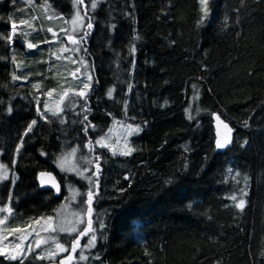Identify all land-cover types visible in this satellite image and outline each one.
<instances>
[{"label":"trees","instance_id":"obj_1","mask_svg":"<svg viewBox=\"0 0 264 264\" xmlns=\"http://www.w3.org/2000/svg\"><path fill=\"white\" fill-rule=\"evenodd\" d=\"M34 1L35 11L0 0L2 37L10 34V22L36 17L25 33L18 25L14 46L0 39V160L12 169L15 159L17 177L13 184L10 171L0 181V206L9 204L12 193L13 208L1 226L21 227L47 216L67 182L84 194L82 223L57 237L67 247L76 240L88 227L83 201L89 183L59 174L53 159L76 148L80 159L101 157L91 213L97 241L84 250L93 233L83 237L71 254L76 264H264V0H209L208 16L200 0H97L95 10L91 0L76 7L74 0ZM76 11L94 18L86 44L76 45L93 78L87 115L95 129L88 135L79 97L76 107L62 101L57 112L64 111L58 117L47 113V121L36 111L37 98L43 112L46 93H58L46 67L48 28ZM85 30L72 37L78 40ZM29 42L37 47L28 49ZM13 74L20 78L12 81ZM213 113L233 129V142L223 150L214 146ZM33 119L37 125L16 155ZM116 121L141 131L127 134L119 151L97 145ZM89 141L92 151L85 147ZM129 146L134 151L128 156L112 154ZM84 165L88 175L96 170L94 163ZM41 170L54 172L59 196L38 187ZM241 199L243 210L236 207ZM81 251L88 259H79ZM51 261L23 258V264ZM0 264L20 261L0 256Z\"/></svg>","mask_w":264,"mask_h":264},{"label":"rangeland","instance_id":"obj_2","mask_svg":"<svg viewBox=\"0 0 264 264\" xmlns=\"http://www.w3.org/2000/svg\"><path fill=\"white\" fill-rule=\"evenodd\" d=\"M16 1H20L24 5L29 4L28 0ZM33 2L36 3L34 0ZM30 6L35 11V8L32 6V4ZM76 13L77 11L70 18L66 19L67 22L65 21V19L53 20V27L52 24H50L48 28L50 39L48 43L49 53L46 67L50 69V77L54 80L55 89H58L57 95L51 96L46 93V96L44 98V106L46 102L50 113L57 112L62 101H72L76 104L79 97L77 93L82 90L88 91L87 89H83V85L80 83V80L87 81V77L90 75L88 71L83 68V63H81L82 59L76 55L78 53V51L76 50L77 47L73 43L65 44L64 40L62 39V35L64 34L72 36V34L75 33L73 32V25L72 23H70V21L74 16H76ZM33 17L35 16H32V18L27 20L31 24V27L22 23L10 22V31L13 23L16 24V27H18V25L21 26L23 33L27 32L28 29H33V20L36 19V17L35 19H33ZM50 28L52 29V31H49ZM65 49H67V51ZM73 61H75V63ZM77 69H79V72L77 71ZM73 74H75V76L79 79H75ZM109 129H111V131H109ZM106 133L107 136L103 143L107 145V147H113L115 148L114 150L117 151H119L120 149H124L123 145L126 142L124 137L128 134V130L126 129L124 124L118 123L116 121L100 136L105 135ZM70 152L71 151H67L55 156L53 158L54 166L59 174H71L81 179L80 176L76 175L75 172L69 170L62 171L61 168L57 166V157ZM73 167H78L80 170L87 168L84 165V160L80 159L79 156L76 157L75 154L66 156L64 161L65 169H71ZM84 175H88L87 172H85ZM81 181L87 182V180L85 179H81ZM63 185V192L60 196L59 201L55 205V208L52 210V212L47 216L29 221L21 227L17 226L15 228H8L0 225V231L4 232L3 234H1L0 232V247L5 248L6 255H18L22 256L23 258L27 255H32L35 258L37 255H46L47 252L51 251L53 253L58 252L59 254L55 255V257L52 259L46 258L43 260H52L50 262L51 264H56L53 262V260L55 261L56 259H58L59 261L63 260L64 264H68L70 261H73V259L69 260L68 256L73 253L71 251V247L73 241L75 240H73L71 243H68V247L65 243H60L63 244V246L67 249V251L60 252L56 247L57 243H59V238L57 237V235L62 233L71 235L74 232H71V234H69V231L67 230H70L72 228H76V231L78 230V227L82 223L81 221L83 215L81 211L83 208L81 203L79 202L80 196L76 197L75 200L65 199L66 197L70 196L69 184L67 182H64ZM57 209H59V214L57 213V211H54ZM83 214L85 213L83 212ZM5 215H8V213H5ZM49 216L53 217V219L49 220ZM60 228H64L66 229V231L62 232L60 231ZM52 229L55 230L53 231ZM9 232H11V236L6 237L5 239V234H8ZM90 237L85 240V244L88 243ZM38 238L40 239L41 245L39 248L33 246L35 240ZM82 239L83 237L80 239V241ZM44 241H47V243H45ZM18 245L19 247H17ZM29 245L31 246V251L29 250ZM86 249L89 248H84V250ZM60 254L64 257H62ZM2 257L5 258V256ZM73 263L76 264L75 261H73Z\"/></svg>","mask_w":264,"mask_h":264},{"label":"snow or ice","instance_id":"obj_3","mask_svg":"<svg viewBox=\"0 0 264 264\" xmlns=\"http://www.w3.org/2000/svg\"><path fill=\"white\" fill-rule=\"evenodd\" d=\"M14 2H15V0H14ZM28 3L31 5L33 3V0H28ZM83 3H84V0H74L73 7H76L77 4H83ZM200 4L202 5V11L204 12V15L208 16L209 12H210V9L208 8L209 0H200ZM96 8H97V0H91V9L95 10ZM203 18L204 17H202L201 20H203ZM33 19H35V17H33ZM85 19H87V24L86 25L84 24ZM93 19L94 18L89 16L87 11H85L83 16H81L79 11H77L76 16H74L72 18V20L70 21V23H72V25H73V32H80L82 30V27H86L87 30L83 31V34L79 37L78 40L74 39L71 35L68 37L69 40L74 45L86 44V42H87L86 41V37L90 34V30L94 26L93 25ZM21 23L22 24H26L29 27H31V24L27 20H22ZM49 31H52V29L50 28ZM16 32H17V27H16V24L13 23L12 26H11L10 34L6 38L0 36V39H7V41L9 42V45L10 46H14ZM136 38L138 39V37H136ZM36 47H37V45L32 44L30 42L27 44V48L28 49H34ZM65 50L67 51V49H65ZM76 50L78 51L79 48H77ZM132 50L135 51V47H133ZM84 51H87V49H84ZM73 62L75 63V61H73ZM81 63L86 65L87 62L82 60ZM133 63H134V61H133ZM77 71L79 72V69H77ZM73 75H74L75 79H79L78 77L75 76V74H73ZM19 78L20 77H18L15 74L12 75V81H16ZM92 79H93L92 76H88L87 77V81L80 80V83L83 85V89H87L88 91H83L82 90L79 93H77L79 98L84 101V104L80 105L81 114H83V120L80 121V123L84 125L83 131H84L85 135H88L89 128H92L93 130L95 129V125L91 124V122L89 121V117L87 115V113L91 111V109L87 107V103H88V96H89V94H90V92L92 90V83H91ZM129 87H131V86H129ZM113 91H114V89L110 88L108 90V92H107V96L110 99L112 98ZM48 94L51 95V92H49ZM37 101H38L37 107H36L37 116L40 117V119L47 121L48 120L47 113H49L48 105L45 102L44 111L41 112L40 107H39V98H37ZM69 103H71L73 107H76V104L74 102L69 101ZM63 111H64V109L61 108L59 112H51L50 114L52 116H57L58 117L60 112H63ZM8 112H9V114L12 112V108L11 107H9ZM186 112H187V109H186ZM109 115H111V114L109 113ZM213 116H214L215 120L217 121V125H218L217 126V132H216L217 138L215 140V147H216L217 150L225 149L228 145H230L233 142L232 137L230 135L233 132V129L231 127H229V124L225 123L221 119V117L219 115L213 113ZM59 122H60V124H64L65 120L61 118L59 120ZM36 125H37V120L36 119H33L27 125V128L25 129L24 134L19 138L20 139V143L17 144V146H16V150H15V154L16 155L20 154L21 149H22L24 143L26 142L25 141V137L28 136L29 133L33 132L34 126H36ZM219 125H223V128L226 129V134L223 136V138H221V132H220V129H219ZM125 127L128 130V134L129 135H131L133 133H138L139 131H141V128H140L139 125H135V126L126 125ZM109 131H111V129H109ZM106 136H107V133L105 135L100 136L99 139H97L95 143L97 145L101 146V147H107V145H105L103 143L105 138H106ZM126 143H127V141H126ZM91 144H92V142L89 141L88 144L85 145V147H89L90 151L93 150L91 148ZM76 151H77L76 148H72L70 153L62 154L61 156L57 157V166L60 167L62 171H65V170L73 171V172L76 173V175L80 176L81 179H85L89 183V189H88V191L86 193L87 200L83 201V203L87 204L86 213L88 215V227H86L83 231H81L79 233V235L77 236L76 240L73 241V243H72V252H76L77 248L81 247L80 239L82 237H84V236H87L89 233H93V234L91 235L90 239L88 240V243L83 245V248H89L90 249V248L95 246V243L97 241V237L94 234L95 229L92 228L91 213H92V210H93L92 209V203H93L94 197L98 195L99 177H100V172H101V166H100L101 157L100 156H97L95 158V161L90 160L87 157H83V159L86 160L87 163H89V164L94 163V165H95V169L96 170L94 172H91V174L88 175V176L84 175L85 172L89 171V169H87V168H84L83 170H80L78 167H73L71 169H65L64 168V161H65L66 156L74 155L76 153ZM132 151H134V149H132L129 146V147H127L126 151H120L119 153H117L116 151H113L112 154L113 155L119 154V155L128 156V155H130L132 153ZM41 155H47V154L44 153V152H41ZM15 164H16V160L13 159V161H12L13 167H12V169H9V167L6 164L0 162V181L8 180L9 179V174H10V171H11V173H12V176H11L12 183L13 184L15 183V181L17 179V177L15 176V172H14ZM40 175L44 176L45 173H41ZM48 175L51 176V173H48ZM53 180H54V178H53ZM44 186H45V182L41 181V187H44ZM51 186L56 188L57 195H59L60 194L59 185H57L56 183L53 182ZM69 192H70V196L66 197L65 198L66 200H68V199L75 200L76 197L84 195V194L80 193L74 186H71V185H69ZM233 199H235V197H233ZM11 200H12V193L9 194V204H5L3 206H0V214L8 213V216H5L3 219H0V225L5 224V221L11 215H13V208L10 206ZM2 203L3 202H0V204H2ZM244 203H245L244 200L241 199L236 204V207L241 209V210H243ZM54 211H57V213L59 214V209L54 210ZM48 219L52 220L53 217L49 216ZM100 226H101V228L104 227L102 222H101ZM52 230L54 231L55 229H52ZM60 231L63 232V231H66V229L60 228ZM67 231H69V234H71V232H75L76 231V228H72V229L67 230ZM5 239H6V237H5ZM44 242L47 243V241H44ZM40 246H41L40 242H37L36 247L39 248ZM17 247H19V245ZM56 247L59 249L60 252L67 251V249L63 246V244L57 243ZM29 250L30 251L32 250L30 245H29ZM58 254H59L58 252L57 253H53V252L49 251V252H47L46 255H37L35 258L36 259H41V260L46 259V258L47 259H52V258L55 257V255H58ZM0 256H5L6 259H10L12 261L19 260L20 264H23V257L22 256L6 255L5 248H3V247H0ZM72 258L73 257L70 254L68 256V259L71 260ZM96 258L99 259V257H96ZM79 259L80 260H86V259H88V257L85 256L83 254V252L81 251V253L79 255ZM60 264H64V261L61 260Z\"/></svg>","mask_w":264,"mask_h":264},{"label":"water","instance_id":"obj_4","mask_svg":"<svg viewBox=\"0 0 264 264\" xmlns=\"http://www.w3.org/2000/svg\"><path fill=\"white\" fill-rule=\"evenodd\" d=\"M70 35H62V39L64 40L65 43L67 44H71L72 42L69 40V37ZM74 38V37H73ZM211 126H212V130H213V135H214V146H215V140L217 138L216 136V132H217V121L215 120L214 116L212 115L211 116ZM219 129H220V132H221V138H223V136L226 134V129L223 128V125H219ZM231 135V134H230ZM216 148V147H215ZM223 150V149H221ZM41 173H45L44 176H41L40 174ZM48 173H51V176L48 175ZM54 178V180H53ZM41 181H44L45 182V186L44 187H41ZM56 183L57 185H59L60 187V194H61V186H60V183L59 181L57 180L56 178V175L54 174L53 171L51 170H41L39 171L37 174H36V183L38 185V187L40 189H43V190H49L52 192V194L54 196H59L57 195V190L55 187H52V183ZM37 242H40V239H36L33 246L36 247V244Z\"/></svg>","mask_w":264,"mask_h":264}]
</instances>
